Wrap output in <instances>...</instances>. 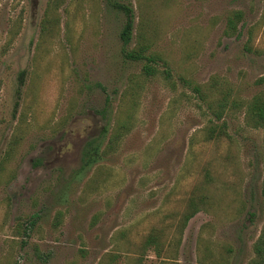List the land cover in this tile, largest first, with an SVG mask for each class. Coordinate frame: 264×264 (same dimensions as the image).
Here are the masks:
<instances>
[{"label": "rangeland", "instance_id": "374dc122", "mask_svg": "<svg viewBox=\"0 0 264 264\" xmlns=\"http://www.w3.org/2000/svg\"><path fill=\"white\" fill-rule=\"evenodd\" d=\"M260 93L264 0H0V264H264Z\"/></svg>", "mask_w": 264, "mask_h": 264}, {"label": "trees", "instance_id": "16d2710c", "mask_svg": "<svg viewBox=\"0 0 264 264\" xmlns=\"http://www.w3.org/2000/svg\"><path fill=\"white\" fill-rule=\"evenodd\" d=\"M114 7L122 14L123 23L121 29L118 33V39L121 43V51L124 58L129 59L131 61H143V65L141 67V71L145 77L153 76L156 73L155 64L157 61V57L154 55H145L143 53L144 49L138 50H130L127 51L125 48L129 44L131 40V32L133 27V13L131 8L125 4H114ZM240 13L236 12L231 17L227 19L228 30L233 32L235 31V23L240 20ZM227 32V30H226ZM164 64V63H163ZM164 77H169L168 70L163 71ZM22 73H20L21 79ZM193 91L195 93H199V89L197 87H193ZM224 100V99H223ZM222 100V101H223ZM220 102L218 108L223 109L225 106V102ZM215 117L218 119L219 114L214 113ZM245 115L248 119V122L252 124L253 127L260 128L263 132V147H264V93L257 94L253 96L250 100H248L245 104ZM104 154V150H101L98 144L88 143L86 148L82 152V157L85 165H93L97 162ZM260 194L264 197V173L261 181ZM191 211L183 217L182 226L186 224V222L195 214L196 205L194 203L190 204ZM253 252L254 254L260 258V260H264V221L262 227L260 229L259 235L253 244Z\"/></svg>", "mask_w": 264, "mask_h": 264}]
</instances>
